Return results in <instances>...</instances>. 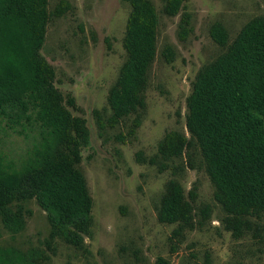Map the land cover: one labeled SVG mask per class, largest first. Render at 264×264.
<instances>
[{"label":"rangeland","instance_id":"obj_1","mask_svg":"<svg viewBox=\"0 0 264 264\" xmlns=\"http://www.w3.org/2000/svg\"><path fill=\"white\" fill-rule=\"evenodd\" d=\"M67 1L71 8L49 19L39 53L54 68L55 86L74 98L72 114L84 118L89 130V144L81 149L78 165L93 202L91 233L82 248L59 238L47 243L46 212L35 199L14 203L15 211L22 208L24 223L22 228H8L0 220V264H155L158 257L170 264H264V215L250 217L259 227L257 235L246 231L234 237L225 230V213L213 197L197 148L173 158L162 171L148 163L166 131L187 134L186 99L195 75L225 49L210 38V25L220 21L231 41L248 20L264 17V0H185L174 16L164 13V0H151L158 15L156 54L147 73L141 123L133 135L134 115L107 124V93L126 56L122 38L130 7L122 0ZM58 2L47 0L48 11ZM183 13L190 15L191 31L180 40ZM165 45L174 52L169 63L162 55ZM24 135L20 126L0 114V158L12 188L21 182L20 163L31 141ZM172 178L187 197L195 192L191 203L196 221L201 208L210 210L208 219L186 230L178 243L169 240L176 224L157 220L161 195Z\"/></svg>","mask_w":264,"mask_h":264},{"label":"trees","instance_id":"obj_2","mask_svg":"<svg viewBox=\"0 0 264 264\" xmlns=\"http://www.w3.org/2000/svg\"><path fill=\"white\" fill-rule=\"evenodd\" d=\"M130 9L126 18L122 46L125 59L107 93L114 126L134 115L130 135L140 126L145 108L147 73L156 54L158 15L151 0H122ZM185 0H164L163 11L179 13ZM71 8L59 0L52 12L47 0H0V114L22 128L31 139L21 160V182L12 188L0 158V220L11 228H22L23 211L12 205L35 199L46 212L49 224L47 243L56 238L82 248L92 226V197L79 168L81 149L89 144L84 118L73 115L72 96H64L54 84V68L39 53L49 19ZM191 31L190 15L180 17L178 37ZM210 38L224 51L196 73L186 99L187 134L171 129L157 142L148 163L159 171L173 158L197 148L205 172L213 186V197L225 217L224 229L234 237L246 231L259 232L250 217L264 215V17L248 20L229 41L226 27L214 21ZM162 55L166 62L174 57L170 45ZM99 128L104 123L94 110ZM28 127V131L26 130ZM27 131V132H26ZM195 192L185 195L183 186L169 179L157 208V220L176 224L169 240L178 243L186 230L194 229L209 217V207L195 220L192 201ZM176 246L171 247V252ZM155 264H170L158 257Z\"/></svg>","mask_w":264,"mask_h":264}]
</instances>
